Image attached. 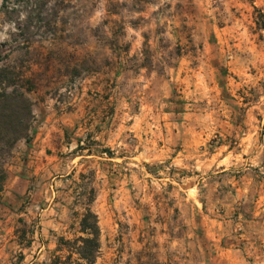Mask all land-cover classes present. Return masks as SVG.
I'll use <instances>...</instances> for the list:
<instances>
[{
	"label": "rangeland",
	"instance_id": "rangeland-1",
	"mask_svg": "<svg viewBox=\"0 0 264 264\" xmlns=\"http://www.w3.org/2000/svg\"><path fill=\"white\" fill-rule=\"evenodd\" d=\"M4 91L32 117L0 264H86L88 209L96 264H264V0H0Z\"/></svg>",
	"mask_w": 264,
	"mask_h": 264
},
{
	"label": "trees",
	"instance_id": "trees-1",
	"mask_svg": "<svg viewBox=\"0 0 264 264\" xmlns=\"http://www.w3.org/2000/svg\"><path fill=\"white\" fill-rule=\"evenodd\" d=\"M16 104L21 105L23 110L21 113H16ZM31 117L32 102L25 93L18 91L0 93V191L4 188L8 175L5 161L16 142L29 136ZM81 228L87 236L80 237L82 244L79 245L78 253L85 259L86 264H96L100 229L97 215L90 209L84 214Z\"/></svg>",
	"mask_w": 264,
	"mask_h": 264
},
{
	"label": "crops",
	"instance_id": "crops-1",
	"mask_svg": "<svg viewBox=\"0 0 264 264\" xmlns=\"http://www.w3.org/2000/svg\"><path fill=\"white\" fill-rule=\"evenodd\" d=\"M96 108V107H95ZM97 112V109H95ZM84 122V131L85 137L90 135V138L99 139L102 134L101 124H98V121L95 120V123ZM82 127H80L81 129ZM49 133H47L48 135ZM22 168V167H21ZM25 172H18L7 180V183L4 185V188L0 191V225L6 219L14 218L15 216H21L23 213L19 210L23 204V195L26 191V186L29 182V178L25 177ZM38 203V201H36ZM38 204H36L37 207ZM34 207V204H31V210ZM1 229V228H0Z\"/></svg>",
	"mask_w": 264,
	"mask_h": 264
}]
</instances>
